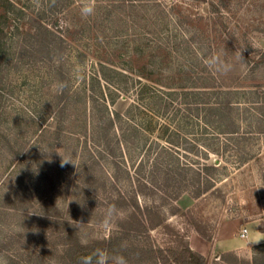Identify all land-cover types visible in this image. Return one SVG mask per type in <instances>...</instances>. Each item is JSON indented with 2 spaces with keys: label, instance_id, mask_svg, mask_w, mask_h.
I'll use <instances>...</instances> for the list:
<instances>
[{
  "label": "rangeland",
  "instance_id": "374dc122",
  "mask_svg": "<svg viewBox=\"0 0 264 264\" xmlns=\"http://www.w3.org/2000/svg\"><path fill=\"white\" fill-rule=\"evenodd\" d=\"M80 2L71 0L57 16L64 39L58 41V52L49 56L40 52L38 40H31L27 53L15 54L3 72L0 264L39 263L40 257L50 256L63 242L62 218L75 224L83 239L109 233L123 209L116 207L117 215L107 224L106 197L131 189L125 168L133 176L141 168L148 173L156 160L170 167L167 160L174 156L183 164L192 162L194 168L199 162H215L218 169L213 187L205 193L193 197L182 192L168 199L173 211L172 205L162 206L165 223L184 241L189 243L194 233L212 246L225 221L264 233V0H96V13L87 19L80 16ZM217 56L232 65L226 75L209 67V59ZM99 61L119 69L120 75L107 73L111 81L128 87L116 90L111 109L126 113L135 103L139 78L158 89L175 91L167 97V116L158 117L153 133L135 137L122 124L131 135L123 138L118 155L96 153L97 119L87 94ZM59 64L68 93L75 96L63 111L64 129L57 139ZM74 66H82L83 79L72 76ZM101 85L108 93L107 82L101 79ZM113 85L117 84L109 87L115 90ZM184 91L191 93V106L183 100ZM225 102L229 105L222 109ZM139 116L136 113L134 121L139 122ZM166 117L171 119L168 134L173 138L175 128L178 132L174 135L178 146H171L174 155L160 153L155 142L166 143L156 137ZM111 134L115 139L116 130ZM158 151L161 155H156ZM63 159L71 162L62 165ZM112 159L122 167L121 182L115 183L118 189H111L109 183L115 171ZM92 162L95 165L89 167ZM154 199L161 203L157 196ZM234 224H229L230 232L236 229ZM150 237L163 247L177 244L164 226L151 230ZM261 243L264 240L206 254L189 244L194 253L187 263L264 264ZM222 253H230L225 256L228 261L220 258Z\"/></svg>",
  "mask_w": 264,
  "mask_h": 264
},
{
  "label": "trees",
  "instance_id": "16d2710c",
  "mask_svg": "<svg viewBox=\"0 0 264 264\" xmlns=\"http://www.w3.org/2000/svg\"><path fill=\"white\" fill-rule=\"evenodd\" d=\"M70 1L0 0V82L4 77L3 72L9 63L14 60V55L20 51L19 56L26 54V45L31 40H38L40 42V52L47 53L49 56L60 50L61 44L58 41L64 39L59 34L61 24L57 16ZM98 64V72L92 77V91L87 94V102L91 103L92 111L97 119L96 141L98 145L96 146L100 148L96 150V153L99 155H118L123 138L131 135V131L133 136L140 138L156 130L158 117L167 116L170 105L167 97L174 94L175 91L158 89L147 82H142L139 78L137 79L139 84L136 88L135 103L130 104L126 113L119 112L111 109L110 104L113 105L117 100L118 93H116V90L126 91L128 87L127 85L120 87L121 85L117 81H111V75L107 72H113L112 75L115 76L122 73L119 69L110 67L104 61H99ZM56 69L60 82L67 84L62 65L59 64ZM123 75H125V79H131L133 83H136V79L126 74ZM101 79L107 82L108 93L103 90L105 86L101 85ZM110 82L117 84L113 85L116 86L115 90L110 89L109 84H112ZM190 94V92H183V100L184 102L186 100V106H191L193 102L188 97ZM74 96L75 94L68 93L66 87L58 94L57 124L54 129L57 139H60L59 137L64 129L63 111L68 101ZM228 105V102H225L222 104V109H226ZM135 112L141 115L139 116V122L134 121V118H136ZM170 122L171 119L167 120L166 117V122L159 125L160 132L158 131L156 135L158 139L159 137L165 138L164 142L166 143H160L158 140L155 142L160 149V153L174 155L171 146H178L174 143V135L177 136L178 132H175L177 131L175 128L173 138L168 134L171 130ZM117 123L120 126H117ZM123 123L127 124V128L131 130L130 133L123 130ZM179 126L181 125H178V128ZM113 129L117 132V135L114 136L115 139L111 134ZM119 132H121V135ZM159 151L156 155H161L158 154ZM92 154L95 155V153ZM202 154L207 155L204 152ZM171 162L170 167H162V161L156 160L150 166L148 173L143 172V168H141L135 172L134 176L128 174V169L125 168L131 189L129 191L119 189L115 195L109 194L106 197L107 207L115 206L123 209L121 216L113 219V229L107 234L83 239L75 224L62 218L60 220V223L63 224L61 247H55L52 249L53 253L50 256L40 257L39 263L32 264H104L105 257L108 258L107 264H112V258L118 255H123L128 264H188L187 257L193 251L188 241H184L182 234L165 223L166 218L162 206L166 203L172 205L173 211L174 205L169 200L178 198L182 192H188L193 197L205 193L213 187L214 184L211 180L218 169L215 162L212 164L199 162L198 166L194 168L192 162L183 164L176 156L169 158L167 165ZM112 163L115 171L110 176L112 181L107 180L111 181L109 182L112 186L111 189H118L115 183L121 182L120 168L122 167L115 159H112ZM94 165L95 162H92L89 167ZM43 169L40 163V170ZM103 185L105 184L103 183ZM145 196L146 198L147 196L152 197L153 201L150 200V203L140 201V197L145 198ZM155 196L160 199L161 203L155 201ZM159 226L168 228L171 234L175 236L173 240H176V245L163 247L154 243L150 237V231ZM198 233L205 239L211 240V236L203 235L199 231ZM259 246L264 247V243ZM228 254L230 253H222L220 258L228 261L225 257ZM198 256L201 261L204 260L202 255L198 254Z\"/></svg>",
  "mask_w": 264,
  "mask_h": 264
},
{
  "label": "crops",
  "instance_id": "0c3cea01",
  "mask_svg": "<svg viewBox=\"0 0 264 264\" xmlns=\"http://www.w3.org/2000/svg\"><path fill=\"white\" fill-rule=\"evenodd\" d=\"M229 224L234 223L231 221H225L219 225L212 246L202 238L196 236L194 233L189 236L190 246L201 254H206L212 250H217L219 252L230 249H240L257 244L258 242L264 240V233L258 232L257 230L254 232H252V230L249 232L247 231L245 236H240L239 230L243 226L240 228V226H236V224L233 225L236 229L230 232Z\"/></svg>",
  "mask_w": 264,
  "mask_h": 264
},
{
  "label": "clouds",
  "instance_id": "9594fccd",
  "mask_svg": "<svg viewBox=\"0 0 264 264\" xmlns=\"http://www.w3.org/2000/svg\"><path fill=\"white\" fill-rule=\"evenodd\" d=\"M97 10L96 0H81L79 5V13L82 18H89L95 15ZM241 62H243L242 55L240 53ZM209 67L212 70L216 71L219 74L226 75L228 72L232 70V65L227 61L223 60L220 57H211L209 59ZM72 76L76 79H83L84 73L82 66H74L72 68ZM65 82H58V89L62 91L66 87ZM71 162L70 160L63 159L62 165L65 163ZM118 213V209L115 206H112L107 214L105 222L107 224L111 223V219L115 217ZM107 257H105L104 264H107ZM112 264H128L127 259L123 255H118L112 258Z\"/></svg>",
  "mask_w": 264,
  "mask_h": 264
},
{
  "label": "built area",
  "instance_id": "2783aa9c",
  "mask_svg": "<svg viewBox=\"0 0 264 264\" xmlns=\"http://www.w3.org/2000/svg\"><path fill=\"white\" fill-rule=\"evenodd\" d=\"M247 234V228L246 227H243L241 230H240V232H239V235L240 236H245Z\"/></svg>",
  "mask_w": 264,
  "mask_h": 264
}]
</instances>
